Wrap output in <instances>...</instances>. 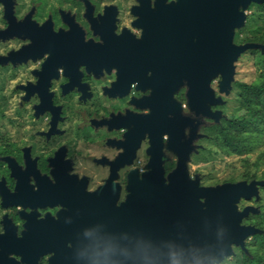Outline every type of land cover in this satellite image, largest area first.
I'll return each instance as SVG.
<instances>
[{
	"label": "flooded vegetation",
	"instance_id": "flooded-vegetation-1",
	"mask_svg": "<svg viewBox=\"0 0 264 264\" xmlns=\"http://www.w3.org/2000/svg\"><path fill=\"white\" fill-rule=\"evenodd\" d=\"M192 1L0 0V264H83L157 145L166 184L191 156L205 124L173 85Z\"/></svg>",
	"mask_w": 264,
	"mask_h": 264
},
{
	"label": "water",
	"instance_id": "water-1",
	"mask_svg": "<svg viewBox=\"0 0 264 264\" xmlns=\"http://www.w3.org/2000/svg\"><path fill=\"white\" fill-rule=\"evenodd\" d=\"M251 3L264 0L191 3L187 21L183 20L188 38L177 49L180 58L173 89L186 83L188 106L197 115L218 121L220 114L208 108V104L218 102L210 89L212 77L220 76L219 90L226 92L233 81V63L244 51L260 47L232 43L233 30L241 27L245 18L240 8L245 10ZM9 10H5L6 17ZM8 34L9 29L2 32V36ZM173 105L179 107L178 103ZM163 132L162 129L160 134ZM174 147L179 150V145ZM157 150L149 172L130 188L126 203L114 210L107 225L97 227L100 234L82 251L83 264H171L173 255L182 264H219L230 255L232 247L244 249L246 239L258 233L256 228L242 225L243 219L257 210L251 206L238 210L237 205L257 197V189L264 186V181L202 187L199 179L188 178L184 162H180L166 184L160 144ZM187 154L188 149L184 157Z\"/></svg>",
	"mask_w": 264,
	"mask_h": 264
},
{
	"label": "rangeland",
	"instance_id": "rangeland-1",
	"mask_svg": "<svg viewBox=\"0 0 264 264\" xmlns=\"http://www.w3.org/2000/svg\"><path fill=\"white\" fill-rule=\"evenodd\" d=\"M250 6V5H249ZM249 6L243 10L245 18L243 25L239 28L233 30V40L234 45H244L242 40L247 37H251L250 34L241 31L244 28L247 17L252 13V10L249 9ZM257 44V43H253ZM260 47L254 49H248L244 51L237 60L233 63L234 74L233 81L230 84V87L226 92L219 90L220 76L215 75L212 77L210 83V89L213 92V98L219 103L216 105L208 104L209 107L216 108L214 112H218L223 116L220 120L215 121L214 123L208 122L209 120H201L200 115H194V121L202 125V122L205 124L202 125L196 132L192 131V137H195V144L193 145V150L190 153L191 156L184 159L182 162L187 163L188 166V178L189 179H199L201 186L204 187H216L223 184L237 183V182H246L247 184L251 181H263L264 179H253L250 181H245L240 179V175L244 173H254L256 176L263 178L264 174V164L260 165L257 169L252 167L253 162H256V159L261 156L264 160V131L259 134L258 142L255 145L254 152L252 151L249 154L242 156L229 155L223 152L221 149H218L215 146L214 137L208 135L207 128L213 124H219L222 120L233 119L238 117L241 112L237 113L238 110V92L236 89V83H252L257 79L258 76V53L256 51L264 50V45L257 44ZM0 126H5L11 123L10 119H13V111L11 100L6 99L3 95H8L10 92V84L6 86L0 83ZM16 122H26L25 117L18 119ZM231 179H236V181H229ZM258 190V189H257ZM238 210L243 209L246 206H251L257 210L256 213H249L244 219L247 220L242 225L252 226L258 230V233L263 232L262 227H264V193L259 189L257 197H252L249 201L245 202L241 200L238 203ZM243 219V220H244ZM261 226V229L259 228ZM261 242L257 241V238L254 235H250L245 244L254 246L255 251L259 253H264V245L260 244ZM240 248L232 247V251L229 256L225 257L219 264H239L240 260ZM264 259V258H263Z\"/></svg>",
	"mask_w": 264,
	"mask_h": 264
},
{
	"label": "trees",
	"instance_id": "trees-1",
	"mask_svg": "<svg viewBox=\"0 0 264 264\" xmlns=\"http://www.w3.org/2000/svg\"><path fill=\"white\" fill-rule=\"evenodd\" d=\"M249 9L252 13L247 17L241 31L250 34L251 37L242 41L264 45V3H251ZM256 52L259 68L257 79L252 83H236L239 110L237 113L241 112L240 115L233 119L222 120L219 124H213L207 128L208 135L215 139V146L229 155L242 156L254 152L257 138L264 131V50ZM262 164L264 160L259 156L252 167L257 169ZM259 178L264 179V174L263 178L250 172L240 175V179L245 181ZM229 181L233 182L236 179ZM259 189L264 193V186L258 187ZM246 221L244 219L243 223ZM259 228L261 229V226ZM262 230L263 232L253 235L257 241L261 242L260 244L264 245V227ZM254 249V246L248 244H245L244 249L240 248L239 264H264V253Z\"/></svg>",
	"mask_w": 264,
	"mask_h": 264
},
{
	"label": "clouds",
	"instance_id": "clouds-1",
	"mask_svg": "<svg viewBox=\"0 0 264 264\" xmlns=\"http://www.w3.org/2000/svg\"><path fill=\"white\" fill-rule=\"evenodd\" d=\"M171 264H182L180 258H178L176 255H173L171 257ZM199 264V262H197Z\"/></svg>",
	"mask_w": 264,
	"mask_h": 264
}]
</instances>
